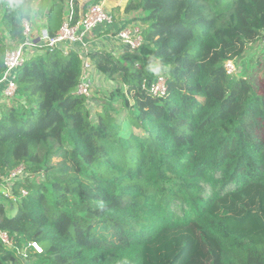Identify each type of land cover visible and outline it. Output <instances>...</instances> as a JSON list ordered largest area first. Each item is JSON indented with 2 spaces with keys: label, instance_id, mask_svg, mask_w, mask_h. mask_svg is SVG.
<instances>
[{
  "label": "trees",
  "instance_id": "16d2710c",
  "mask_svg": "<svg viewBox=\"0 0 264 264\" xmlns=\"http://www.w3.org/2000/svg\"><path fill=\"white\" fill-rule=\"evenodd\" d=\"M67 1H5L0 76L8 48L28 41L24 22L39 27L35 5L50 7L55 37L64 20L50 15H68ZM123 13L92 35L138 22L141 47L86 55L123 85L110 95L78 93L81 44L44 47L16 72L0 108V187L13 182L12 200L0 191V232L14 240L0 238V264H264V74L244 76L242 61L264 46V0H127ZM158 70L163 97L150 91ZM19 166L41 180L9 178Z\"/></svg>",
  "mask_w": 264,
  "mask_h": 264
},
{
  "label": "built area",
  "instance_id": "2783aa9c",
  "mask_svg": "<svg viewBox=\"0 0 264 264\" xmlns=\"http://www.w3.org/2000/svg\"><path fill=\"white\" fill-rule=\"evenodd\" d=\"M76 1L85 6L81 18L75 24V5ZM80 0H68L67 1V18L64 21L59 33L55 37H50L47 31H43V35L38 39L32 36V25L29 22H24L25 34L28 36V41L24 45L11 46L8 48L5 57V71L0 76V108L1 102H8L12 100L17 93V70L21 67L27 58L33 55L39 48H49L53 50L58 45L72 46L73 44H81L82 49L80 52L84 58V75L81 84L78 88V93L88 98L93 96V84L88 79V73L95 71L94 65H91L87 60V53H84L86 47V39L92 36L93 32L99 27H113L116 22V17L106 9L104 3H88ZM144 25L140 23H131L121 31L117 33V37L122 46L129 50L135 51L144 43L143 32ZM67 46V47H68ZM66 47V48H67ZM25 49H30V52L26 53ZM30 55V56H29ZM29 56V57H28ZM226 69L229 74L237 72L236 66L232 61L226 63ZM146 84V82H144ZM145 87V85H143ZM150 91L153 95L163 97L167 93V78L164 74L159 73L157 81L151 86ZM3 104V103H2ZM1 111V110H0ZM24 167L18 171H14L11 174V178H16L23 174ZM25 194V191H23ZM27 195V194H26ZM0 238L2 242L9 246H14V240L7 232H0ZM27 248H32L38 254L43 252V248L36 242L28 243ZM26 251V250H25ZM24 251V252H25Z\"/></svg>",
  "mask_w": 264,
  "mask_h": 264
},
{
  "label": "rangeland",
  "instance_id": "374dc122",
  "mask_svg": "<svg viewBox=\"0 0 264 264\" xmlns=\"http://www.w3.org/2000/svg\"><path fill=\"white\" fill-rule=\"evenodd\" d=\"M5 1L6 0H0V39L4 40L5 43H10L11 44L12 42L10 40V35L8 34L6 28L4 27V25H3L2 21H1L2 20V15H3L2 7L5 5ZM123 4L124 3H119L118 6H115L114 2L110 1V2L107 3V7H108V10L111 12V14L116 17V16L123 15V7H124ZM37 7H39V3H37L35 5V9L37 10V12L35 14L36 16H34L33 19H36L37 24H38L37 26H39V27L37 28V27L33 26L32 27L33 30L34 29L38 30L42 26H44V24H43V20L45 18L44 17V13L46 14L50 10V7L48 5H46V4H44V7H43L45 9L44 11H41L40 10L41 8L37 9ZM50 18L56 24L58 22H61V20H66L67 13L65 12V14H64L63 10L60 7H56V8H54L52 10ZM31 23L33 25L34 24V20ZM62 25H61V27H62ZM41 35H43V34H41ZM41 35H40V37H41ZM38 38H36V39H38ZM103 45L105 46V48L111 49L110 45H108L106 43H103ZM42 48H39L34 54L35 55L39 54ZM263 49H264V46L261 45V47H260L257 43H255V44H253V45L248 47V49L246 51V54H245V56L242 59L243 66H244V72H243L244 76H247V77L250 76L251 77V75L258 76V75H263L264 74V50ZM27 51H28V49H25V52H27ZM68 51H69V48L65 49L66 54L68 53ZM119 53H123V52L120 51ZM87 60H88V62L91 65H94L89 58H87ZM236 69L238 71L237 66H236ZM158 73H162L163 74V72L159 71V70H158ZM119 84H120V86L123 87V85L121 83H119V81H117V80L113 81L112 79L110 80L109 78H106V79L102 78V80L98 81V84H97L98 87H96L97 92L95 93L96 90L92 89L93 90L94 99L98 100V99H101V97H106L107 95H110ZM97 100H90V109H92V115L93 116H95L97 111L101 110V108H102L101 104ZM8 102H5V103H8ZM2 103H4V102H1V104ZM22 167H24V166H19L17 169H15V171H18V170L22 169ZM40 177H41V175H40ZM42 177H43V175H42ZM9 178H11V176ZM15 179H19V180L21 179L23 181L22 183H25L28 180L29 181H35L37 179L41 180L39 178V176H37V177H35V176L29 177V174L25 172V167H24V171H23V177H19V178L16 177ZM15 179L13 181H15ZM0 191L2 193H5V195L7 197L8 196L12 197L11 198V200H12L13 199V182H12V180H10V179L6 180L5 184L0 187ZM24 191H25V194H23V195L26 196L27 191L25 189H24Z\"/></svg>",
  "mask_w": 264,
  "mask_h": 264
},
{
  "label": "crops",
  "instance_id": "0c3cea01",
  "mask_svg": "<svg viewBox=\"0 0 264 264\" xmlns=\"http://www.w3.org/2000/svg\"><path fill=\"white\" fill-rule=\"evenodd\" d=\"M110 1L114 2L115 6H118L119 3H124L123 5H125V3L127 2V0H101L100 2L104 3L106 9L108 10L107 3ZM82 6H83V4H80V15L83 14V11H82L83 7ZM116 18L120 19V20H125L126 15L124 14V16L123 15L116 16ZM117 26H120V24L117 23ZM60 29L57 31V34L59 33ZM43 31H47V29H45L44 26H42L40 29L34 31L35 33H34L33 37L34 38L40 37V35L43 33ZM103 43L110 45L111 49L105 48ZM80 48L82 49V47H80ZM98 49H105L109 52H112L115 55H119L120 51L124 52V50H125V48L120 43L118 37L111 35V34L110 35L109 34L108 35H102V36L92 35L91 37H89L86 40V47L84 49V53H88L89 51L98 50ZM88 79L93 84L92 85L93 89L96 90V87H98L97 86L98 81L102 80V76L98 72L92 71V72L88 73Z\"/></svg>",
  "mask_w": 264,
  "mask_h": 264
}]
</instances>
